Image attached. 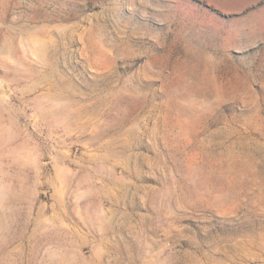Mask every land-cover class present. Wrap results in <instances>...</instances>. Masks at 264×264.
I'll use <instances>...</instances> for the list:
<instances>
[{
	"label": "rangeland",
	"instance_id": "obj_1",
	"mask_svg": "<svg viewBox=\"0 0 264 264\" xmlns=\"http://www.w3.org/2000/svg\"><path fill=\"white\" fill-rule=\"evenodd\" d=\"M0 264H264V0H0Z\"/></svg>",
	"mask_w": 264,
	"mask_h": 264
}]
</instances>
